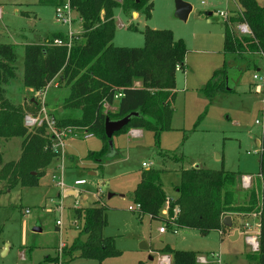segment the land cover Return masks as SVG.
I'll use <instances>...</instances> for the list:
<instances>
[{"label": "rangeland", "instance_id": "rangeland-1", "mask_svg": "<svg viewBox=\"0 0 264 264\" xmlns=\"http://www.w3.org/2000/svg\"><path fill=\"white\" fill-rule=\"evenodd\" d=\"M183 1L192 5L185 20L176 15V0H152L150 17L142 10L135 16L133 11H125L120 6L113 9L115 46L143 47L147 30H170L186 44L185 67L176 71L171 129L162 130L159 139L154 131L145 129H140L138 135L132 134L134 128L115 134L116 150L108 154L103 170H95L94 164L84 158L89 152L101 150L103 141L91 134L84 137L82 133L86 129L80 126L79 136L65 140L63 155L51 160L38 186L17 183L12 187L7 180L0 179V264H165L163 256H169L171 264V256L164 252L167 247L197 251L198 255L219 253L220 264H249L245 255L253 250L244 237L238 241L230 239L234 227H226L223 233L213 230L203 234L193 229L169 227L163 219L129 209L135 206L133 190L140 174L147 169L143 162L151 163L150 168L164 169L163 186L170 197L176 195L175 185L182 168L199 166L240 172L243 175L238 176L237 182L241 183L242 187L238 184L241 189H246L245 177L257 176L259 172L257 141L264 128V87L254 79V74L263 68L264 60L252 55L254 64L241 66L224 52L226 20L220 12L234 15L240 8L237 0ZM258 2L264 4V0ZM58 8L39 0H0V43L14 45L16 54V77L4 86L5 97L22 107L24 116L39 115L43 106L56 120L80 114L79 110L63 107L70 88L60 76L46 89L44 105L37 91L23 84L26 44H43L56 33L66 35L63 39L69 42V31L71 44L82 41L78 13L72 9L71 23H68L58 18ZM208 12L212 15H207ZM225 62L234 64L229 70L234 90L220 92L210 100L201 89ZM30 100H37L38 107H32ZM112 106L105 104V110L116 111V103ZM20 122L24 125V117ZM23 138L0 137V170L5 163L21 157ZM115 151L117 158H109ZM179 155L183 160L175 161ZM89 170L96 174H89ZM80 179L86 182L75 184ZM67 189H74L76 193H66ZM242 200L239 196L237 202ZM93 205L105 207L107 225L103 235L112 237L119 251V255L101 261L81 257L78 250L71 253L70 249L82 226L75 209ZM250 216L253 217L239 216L243 221L241 226L249 222ZM161 227L164 233H160ZM252 227L248 232L255 235Z\"/></svg>", "mask_w": 264, "mask_h": 264}, {"label": "trees", "instance_id": "trees-1", "mask_svg": "<svg viewBox=\"0 0 264 264\" xmlns=\"http://www.w3.org/2000/svg\"><path fill=\"white\" fill-rule=\"evenodd\" d=\"M65 1L39 0L56 7ZM237 2L239 11L230 16L229 21L246 22L251 34L238 35L225 21L224 52L234 57L233 63L238 61L241 66H248L254 64L252 55H259L264 60V4L258 0ZM69 3L81 19L82 41H76L70 48L55 45V39L66 38V35L56 33L46 38L43 44H26L23 84L38 91L57 76L62 78L70 88L63 107L79 110L80 114L57 120V123L75 129L85 128L88 134L103 141L101 150L89 152L84 158L94 164L95 170H103L108 154L116 150L114 146L110 147L105 134L107 117L118 119L137 112L118 133L130 128L145 129L154 131L159 139L162 130L171 129L176 71L178 66L185 67L187 47L170 30H147L146 43L140 48L113 44L116 26L113 9L120 6L125 11L142 10L150 17L152 0H69ZM15 57L14 45L0 43V137H24L21 157L3 165L0 179L7 180L12 187L17 183L33 187L39 185L40 176L56 154L50 148L44 128L29 131L20 122L25 114L22 107L5 97L4 86L16 77ZM233 63L225 62L223 68L216 70L202 87V92L210 100L226 91V79H230L229 70ZM114 103L116 111L105 110V104ZM31 105L38 107L39 104L32 100ZM259 141V172L252 176L259 179L258 188L252 185L239 188L237 179L243 175L240 172L197 166L180 169L179 182L175 185L176 196L170 197L163 186L164 169L148 168L142 170L133 190L134 203L140 204L138 211L151 218L163 219L169 227L193 229L205 234L213 230L223 233L226 226L222 221L227 215H257L259 249L247 252L245 256L249 264H264V128ZM115 157L116 151L109 158ZM181 160L183 156L179 155L175 161ZM239 196L243 198L241 202H237ZM164 208H167L166 217L161 215ZM74 214L82 219V226L70 245L71 253L78 250L81 257L100 261L119 255L114 239L103 235L107 225L103 205L76 208ZM164 252L171 256V264H201L197 251L167 247Z\"/></svg>", "mask_w": 264, "mask_h": 264}, {"label": "built area", "instance_id": "built-area-1", "mask_svg": "<svg viewBox=\"0 0 264 264\" xmlns=\"http://www.w3.org/2000/svg\"><path fill=\"white\" fill-rule=\"evenodd\" d=\"M202 4H205V2L202 1ZM58 7H59L57 10L58 18L63 20L64 22L71 23V14H72L73 8L71 7L69 0H66L63 5H60ZM220 15L228 22V24H230V25L232 24L231 26H232V28L235 29L236 34H238V35H250L251 34V30H250V28L246 22L231 23L229 21L230 15H228L227 13H224V12H220ZM68 35L70 38L69 42H66L64 39L57 38L54 40V44L59 45V46H67L70 48L72 45L71 44V38H72L71 31H69ZM179 68L180 67L178 66L177 70ZM254 79L261 81L262 86L261 85L260 86L264 87V65H263V68H260L254 74ZM49 85H50V83L44 89L37 91V95L41 97L43 105H44V101H45V91ZM118 96H120V94L117 95L116 97H118ZM256 123H260V121L256 120ZM24 125L28 129H37V128L43 127L44 133H45L44 135L48 138V140L50 142V148L56 154V157L63 155L62 150H63V147L65 145L64 144L65 140L67 138L79 136V131L77 129H75L71 126H59L57 123V120L54 119L53 117H51L47 113L44 106L42 107L39 115L26 114L24 116ZM133 132L135 133L136 131H133ZM82 135L85 137V136L90 135V134H88L87 131H84L82 133ZM142 165L148 169V168H150L151 163L143 162ZM61 168L63 169V166ZM56 174H54V177ZM245 178L243 179L244 180L243 184H244L245 188H248L251 185V181H250V183H248V182L250 179L252 180V176L248 175V177L246 179ZM85 182L86 181L84 179H80V180H76L75 184L81 185V184H84ZM129 209L131 211L139 210L140 204L135 203V206H130ZM26 212L28 213L29 210H26ZM57 223H59V221ZM245 225L248 226L249 224L246 223ZM159 231H160V233H164L165 229L163 227H161V228H159ZM245 239L253 251H257L259 249L258 236L252 235L249 233L246 235ZM210 257H212V258H210ZM170 261L171 260H170L169 256H163L162 257V262H164L165 264H170ZM220 261H221V257H220L219 253L218 254L209 253V255L202 254V255L198 256V262L201 264H210V263L220 264Z\"/></svg>", "mask_w": 264, "mask_h": 264}, {"label": "water", "instance_id": "water-1", "mask_svg": "<svg viewBox=\"0 0 264 264\" xmlns=\"http://www.w3.org/2000/svg\"><path fill=\"white\" fill-rule=\"evenodd\" d=\"M192 10V5L188 2H185L183 0H176V15L181 19H187L189 13ZM136 12H134L135 14ZM207 15H212V12H208ZM259 70V69H258ZM227 84H226V91H231L233 89V86L230 85V79L227 77ZM229 83V84H228ZM137 115V112H132L124 117L118 118V119H110L109 117L105 120V134L108 138V143L110 147H113V137L116 133L121 131L124 127H126L132 116ZM258 145L260 146V141H258ZM89 174L95 175V171H91ZM223 225L226 227H232L233 221L232 216L227 215L223 218ZM36 231H39V229H36ZM205 234V233H203ZM239 233L238 230L234 231V235L231 236V240H234L238 237ZM142 247L146 248V245H142Z\"/></svg>", "mask_w": 264, "mask_h": 264}, {"label": "crops", "instance_id": "crops-1", "mask_svg": "<svg viewBox=\"0 0 264 264\" xmlns=\"http://www.w3.org/2000/svg\"><path fill=\"white\" fill-rule=\"evenodd\" d=\"M135 16L137 15V12L134 14ZM138 83V82H137ZM112 106V105H111ZM113 107V106H112ZM117 107V106H116ZM138 130V129H137ZM134 131H136V129L134 130ZM140 132H141V130L139 129L138 131H136L135 133L132 131V134H134V135H138V134H140ZM257 144H258V141H257ZM89 173L91 172V170H89L88 171ZM253 178V177H252ZM163 180V179H162ZM241 182V181H240ZM258 183H259V179L258 178H254L253 179V181H252V184H253V186L254 187H256V188H258ZM238 184L242 187V185H241V183H239L238 182ZM238 185V186H239ZM66 193L67 192H73V193H76V191L74 190V189H67L66 191H65ZM176 196V195H175ZM174 197V196H173ZM161 215L162 216H167V208H164V209H162V211H161ZM246 218V217H245ZM247 220H249V222H250V224H249V222H245L244 224H246V223H248L249 225L248 226H246V225H242L241 226V222H243L242 220H240V218H239V216H232V221H233V225H232V227H234V228H231L232 229V231L230 232V239H231V236H233L234 235V231L235 230H238V233H239V235H238V237L236 238V239H234V240H232V241H238V240H240V238L241 237H244V241L246 242V239H245V235H247V234H249V232H248V229H250L252 226H251V223L253 224V227H252V229L254 230V233H255V235L256 236H258L259 237V232H260V223H259V217L257 216V215H253V217H249V219H247ZM240 225V226H239ZM247 243V242H246Z\"/></svg>", "mask_w": 264, "mask_h": 264}]
</instances>
